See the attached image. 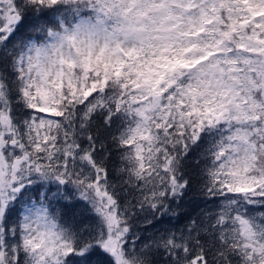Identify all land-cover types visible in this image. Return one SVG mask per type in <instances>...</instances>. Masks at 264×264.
<instances>
[{
	"label": "snow or ice",
	"instance_id": "1",
	"mask_svg": "<svg viewBox=\"0 0 264 264\" xmlns=\"http://www.w3.org/2000/svg\"><path fill=\"white\" fill-rule=\"evenodd\" d=\"M158 258L264 264V0H0V264Z\"/></svg>",
	"mask_w": 264,
	"mask_h": 264
},
{
	"label": "trees",
	"instance_id": "2",
	"mask_svg": "<svg viewBox=\"0 0 264 264\" xmlns=\"http://www.w3.org/2000/svg\"><path fill=\"white\" fill-rule=\"evenodd\" d=\"M99 122V121H98ZM113 159L115 160V153L113 154ZM192 200H203V197L197 196L194 193H189L186 197H185V206H189L188 202L192 201ZM133 232L135 233L136 236H140V237H149L152 236L154 233V229H152L151 227H148L147 230H145V224L143 223V217H138L136 218L133 222ZM173 224H175L177 227H182V222H178V221H173ZM167 226V225H166ZM160 225H157V228H159ZM137 245H140V242L137 241ZM159 259V264H163V259L162 258H158Z\"/></svg>",
	"mask_w": 264,
	"mask_h": 264
}]
</instances>
